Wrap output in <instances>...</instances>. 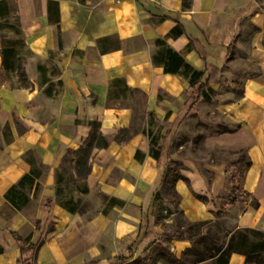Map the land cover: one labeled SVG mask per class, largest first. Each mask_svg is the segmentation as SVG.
I'll return each instance as SVG.
<instances>
[{
	"label": "crops",
	"instance_id": "1",
	"mask_svg": "<svg viewBox=\"0 0 264 264\" xmlns=\"http://www.w3.org/2000/svg\"><path fill=\"white\" fill-rule=\"evenodd\" d=\"M6 1L18 8L28 55L25 84L11 75L0 86V264H21L20 244L37 245L32 264H110L142 250L147 236L139 226L160 188L161 171L146 131L133 127L138 100L130 92L144 94L145 116L167 120L210 98L193 100L187 77L164 72V48L196 70L256 67L243 78L240 94L217 106L236 128L207 138L215 147L243 151L250 161L242 187L257 206L244 205L229 229L264 231V8L258 0H185V6L183 0ZM51 1L57 2V23ZM245 23L256 29L245 33ZM94 120L107 143L92 149L84 179L85 195L97 209L72 213L52 199L53 174L67 150L83 145ZM119 131L122 143L115 139ZM30 155L43 168L34 183L40 186L32 203L17 210L5 194L34 168ZM184 176L192 189L182 180L174 184L183 216L188 222L213 220V203L194 195H207L206 180L197 172ZM223 178L221 172L214 181ZM96 193L121 203H101ZM156 226L148 214L147 231L157 232ZM170 241L177 257L190 246L186 238ZM228 264H243V256L232 253Z\"/></svg>",
	"mask_w": 264,
	"mask_h": 264
},
{
	"label": "rangeland",
	"instance_id": "2",
	"mask_svg": "<svg viewBox=\"0 0 264 264\" xmlns=\"http://www.w3.org/2000/svg\"><path fill=\"white\" fill-rule=\"evenodd\" d=\"M258 1L260 2V7L264 8V0ZM17 13L18 8L16 4L12 3L9 6L8 16L0 17V38L1 36L3 37V45L15 49L17 59L23 65L28 55V49L18 33L19 18ZM243 29L246 33L252 32L256 28L245 23ZM244 45L246 46V43ZM255 71L256 67L254 65H224L222 72L220 71L221 73L217 76V83L213 91L209 92L211 99L194 104L185 113L181 111L173 120H167L166 117L145 116L143 108L144 94L130 92L131 95H136L138 100V105L134 107V116L136 118L134 123L137 126L133 125V127L134 129L146 131L149 145L154 149H161L160 173H162L164 167H169L182 175L186 172H197L206 180L205 193H207L208 202L209 204L213 203L215 210L222 214L218 219L211 220L209 224L201 228L202 233L208 228L212 231H217L213 222H217L223 228H231L232 221L241 212L244 205L254 204L252 197L242 187V179L246 170L245 163L247 161L244 152H232L228 149L215 147L211 144L214 140L208 138L214 137L224 128L228 130L236 128L235 124L225 120L217 106L229 97H237L240 94L241 82L245 75ZM16 74V72H11L8 78ZM67 151L62 157L61 163L54 170L52 199L56 202L57 195L63 201H70L76 204L78 211H86V215H90L97 209V206L94 205L95 201L93 197H86L85 194L80 193V189L85 185L84 179L87 175L86 168L88 164L84 168L77 166L75 163L77 156ZM29 160L34 163L33 170H41L40 172H42L43 168L38 165L35 157L30 155ZM221 172H223L224 178L214 181L215 177ZM186 184L189 189H192L190 181ZM39 186L40 184L36 183V185L27 186L22 190L26 199L18 202L19 210L25 209L32 203ZM159 189V198L157 200L151 198L145 213L146 216L149 214L154 219L157 224V232H149L142 245V250L138 251L137 249L136 255L119 264H135V258L144 259L146 264H150L148 256L156 245L168 244L169 250L173 252L171 241H167L163 233L173 234L175 229H183L181 225H186L188 221L180 209V198L173 197L164 191L161 186ZM96 198L101 203L109 204V199L99 193H96ZM155 218L158 219L157 222ZM151 229L154 228L151 227ZM192 259V257H188L185 259L184 264H194L191 263ZM155 264L164 263L156 262ZM195 264H211V262L203 261Z\"/></svg>",
	"mask_w": 264,
	"mask_h": 264
},
{
	"label": "trees",
	"instance_id": "3",
	"mask_svg": "<svg viewBox=\"0 0 264 264\" xmlns=\"http://www.w3.org/2000/svg\"><path fill=\"white\" fill-rule=\"evenodd\" d=\"M54 12L53 22H58L57 15V2L51 1ZM185 6V0H183ZM9 14V4L6 0H0V17H7ZM180 31L173 30L172 34L176 35ZM18 33L21 36L20 28L18 27ZM21 40L23 41L22 37ZM1 48V68H0V86L6 80L11 72H16L21 84H25V72L23 65L19 63L17 59V53L14 48L6 47L3 45V37L0 38ZM103 40L100 39L101 43ZM158 44L163 45V41L157 40ZM231 45L227 46V56L229 55ZM164 56L166 58L163 70L167 73H178L188 78L189 85L193 88L191 93L192 99L203 97L209 98V92L213 91L210 84L217 80V76L220 73V68L213 66H207L203 70L193 69L190 65L184 63L183 58L177 52H174L170 48H164ZM207 73L204 81H202L203 75ZM90 127L89 133L83 142V145L77 149H70L67 152L77 156L75 161L77 166L82 168L86 167L88 158L93 148H103L107 145L103 135L99 131L98 121H89ZM125 138L123 131H119L115 137L118 143H122ZM136 157H138L136 152ZM150 155L157 161L161 156V149H154L150 145ZM250 165V161L247 159L245 163V169ZM88 172V166L86 168V174ZM39 176V171L33 170L27 174H24L16 184L12 185L5 194L6 201L15 209L19 210V201L26 199L22 190L25 187H30L35 183V179ZM182 180L185 183H189L186 176L176 172L174 169L164 167L160 176V186L164 191L171 194L173 197H179L174 188L176 181ZM36 185V184H35ZM80 189V193L85 194L88 192L86 185ZM160 195V189L156 190L152 196L154 199H158ZM195 197L202 201L208 202V198L202 194H194ZM254 200V199H253ZM51 200L46 202L49 204ZM56 203L68 210L69 212H76V204L70 201H63V199L56 195ZM114 198L109 199V204H120ZM252 206L256 207L257 202L254 200ZM222 213L213 212L214 219H218ZM157 222L158 219L155 218ZM211 221H196L187 222L186 225H181L183 229H175L173 234L163 233L166 236L167 241L172 239H188L190 246L187 247L179 257L173 254L169 250L167 245H156L150 252L148 258L150 264H155L157 261H161L164 264H184L185 259L192 257L191 263H200L203 261H210L211 264H228L229 257L232 253L241 254L244 257L243 264H264V231L250 227H239L236 229H226L221 227L217 222H213L217 231L206 229L204 233L201 232V228L205 227ZM39 220L36 221V228L39 227ZM139 230L142 235L147 236V216L144 215V219L140 222ZM221 234V235H220ZM15 240L21 243L22 239L17 233H13ZM37 245L28 244L27 246L19 245L20 250V262L21 264H32V258L36 252ZM3 247L0 246V253L3 252ZM133 253L130 251L128 256H119L116 260V264L122 263L125 260L132 258ZM135 264H146L144 259L135 258ZM86 264H98L96 261H89Z\"/></svg>",
	"mask_w": 264,
	"mask_h": 264
}]
</instances>
